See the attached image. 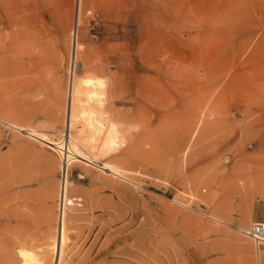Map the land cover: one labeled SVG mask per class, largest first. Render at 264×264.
<instances>
[{"label": "rangeland", "instance_id": "rangeland-1", "mask_svg": "<svg viewBox=\"0 0 264 264\" xmlns=\"http://www.w3.org/2000/svg\"><path fill=\"white\" fill-rule=\"evenodd\" d=\"M77 8L0 0L1 120L63 139ZM80 18L75 71L113 91L124 137L113 161L129 180L71 164L65 262L264 264L242 232L264 222V0H84ZM48 147L0 121V211L29 215L2 244L42 243L57 226L60 156Z\"/></svg>", "mask_w": 264, "mask_h": 264}, {"label": "bare ground", "instance_id": "bare-ground-1", "mask_svg": "<svg viewBox=\"0 0 264 264\" xmlns=\"http://www.w3.org/2000/svg\"><path fill=\"white\" fill-rule=\"evenodd\" d=\"M83 1L84 0H77V2H78V8H77V12H76L77 18H76V21L74 23V26H73L72 32H71L72 60H71V67L69 69L68 76H67V87H66V91L64 92L65 97H64V100L62 101V103H63L62 108L64 107L63 108L64 114L60 115L61 114L60 113L57 115V116H59V115L63 116V118L61 119L62 120V126L64 127L63 128L64 130L61 132L63 139L62 138L61 139H54L53 137H50V135H49L50 133L48 131L42 130V128L39 129V128L35 127L36 124L34 126H27L26 125L27 123L25 125H18V124H16L17 121L15 123H9V121H7V122L4 121V119H3L4 117L2 118L3 120L0 119V121L7 123L9 126L15 128L17 131L21 132L22 134L27 135V136L31 137V139L33 138V139L41 142L42 144L49 146L50 149L52 148L53 150H55L59 154L58 156H60L58 166H59V169L61 172V177L59 180L60 181L59 182V190H58V199H59L58 209H57L58 213H57V216L55 215L57 217V221H56L57 226L56 227L54 226L55 227L54 231H52V232L49 231V233L47 234L46 240L44 242H42V243L38 242L37 243V241L39 240L38 239V240H36L37 244H35V243L31 244V242H30L31 240H29V241L25 240L26 239L25 237L27 236L25 234L26 236L24 237V239H22V238L19 239V237H18V241H15L11 244H8V243L2 244V243H4L3 236L6 233H8L6 231L9 230V228H8L9 225H11L13 222L16 221V223H17L16 227L14 225V227L16 229L18 228V226H21V225L24 226L29 220V217H28L29 215L28 216L24 215L23 213H20L13 208H11L7 211L8 212V213H6L7 216L3 215L2 212L0 211V241L3 240L2 243L0 242V264H71V262H67V261L65 262V260L67 257L66 251L69 249V248L67 249V247H70L68 244L69 243L68 241L70 238L69 237L70 229L68 228L69 227L68 221L71 218L77 219V215H74V217H71L69 214L70 210L75 209V208H73V204L71 201V193H72L73 188L71 185L70 172H69L71 164L73 162H78V163L83 162L84 164L89 165V166H96L97 168H100V170L102 172L104 170V172H106L107 174L120 176L123 179L129 180V177L125 173L126 169L124 170L119 164L118 165L116 164L117 162L115 163L113 161V158L116 156L115 155L116 149H118V147H120V145L123 143V139H124L123 133H122V128H120V125H119L120 122L115 119L114 113L112 112L115 109L112 106L113 104L111 106L114 109H112V111H110L111 113L109 112V110L111 108L106 107L107 101H109L113 96V93H112L113 91H110V88L109 89L107 88L108 83H107V80H105V78H103V75H102V77H98V76L97 77H86V78L81 79L77 76L76 71H75L76 70L75 68L77 66L76 64H77L78 54L80 51H82L84 49V46L80 42V37H79V24H80V19H81L80 18L81 6L83 5ZM104 77H105V75H104ZM106 78H109V77H106ZM115 78H117V77H115ZM116 84H118V83H116ZM122 84H123V82H122ZM113 86H114V84H113ZM109 87H110V85H109ZM120 89H121V87H120ZM109 91H110V93H109ZM109 103H110V101H109ZM23 105H24V103H23ZM106 108H107V110H106ZM24 110H26V109H24ZM53 111L55 112V110H53ZM53 111L51 113H53ZM21 112L23 115L24 112L22 111V109L20 111V114H21ZM107 112H109L108 115H107ZM204 112H205V110H204ZM204 112H202V114H204ZM20 114L18 115V117L21 116ZM31 114L35 115V113L34 114L31 113ZM27 115H29V114H27ZM27 115H26V119L28 117ZM57 116H55V119ZM14 118H16V117H14ZM31 118H33V116ZM49 118H47V119H49ZM50 119H52V118H50ZM28 120L31 121V119H28ZM79 120H81L80 121L81 124L78 126ZM56 121H58V120H56ZM25 122H23V123H25ZM29 122H28V124H29ZM76 127H79V132L77 135H75L73 133V130ZM196 129H197V131L199 130L197 127V124H196ZM196 132L192 133V135L194 134V136H195V134L198 133V132L197 133ZM51 135L56 136L53 134H51ZM57 137H58V135H57ZM186 149H189V148L187 147ZM117 155H119V154H117ZM100 160H103V162L99 163ZM125 161H127V158ZM133 161H135V160L133 159ZM131 162H132V160H131ZM123 163L126 164V162H123ZM124 164H123V166H124ZM124 168H125V166H124ZM96 173H97V171H96ZM102 177H103V175H102ZM174 200L177 201L176 199L173 198V201ZM180 202H181V200H180ZM181 204H182V202H181ZM77 205H79V204H77ZM77 205L75 207H77ZM185 206H186V204H185ZM77 211H79V209ZM215 219L218 221H222V220L217 219V218H215ZM112 222L113 221H111L110 223H112ZM261 223L264 224V222H261ZM107 224H109V223L107 222ZM10 231H11V229H10ZM242 232L244 234H247L248 231L246 230V231H242ZM15 235H17V234H15ZM1 236H2V238H1ZM10 236H11V234H10ZM107 240H108V238H107ZM71 245H73V243ZM257 245H258V243H257ZM75 248H77V247H75ZM254 248H256V247H254ZM73 251H75V250H73Z\"/></svg>", "mask_w": 264, "mask_h": 264}, {"label": "built area", "instance_id": "built-area-1", "mask_svg": "<svg viewBox=\"0 0 264 264\" xmlns=\"http://www.w3.org/2000/svg\"><path fill=\"white\" fill-rule=\"evenodd\" d=\"M247 235L255 242L264 246V224L261 222H254L248 230Z\"/></svg>", "mask_w": 264, "mask_h": 264}]
</instances>
